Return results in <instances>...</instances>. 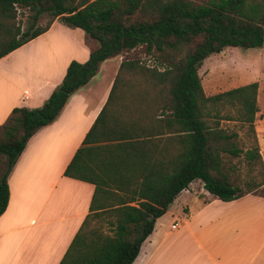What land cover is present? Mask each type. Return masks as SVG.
Listing matches in <instances>:
<instances>
[{"label":"trees","instance_id":"1","mask_svg":"<svg viewBox=\"0 0 264 264\" xmlns=\"http://www.w3.org/2000/svg\"><path fill=\"white\" fill-rule=\"evenodd\" d=\"M17 8L31 12L25 29L17 22ZM42 14L49 19L36 25ZM56 17L80 28L97 47L84 62L69 61L40 106L13 107L0 124V155L6 156L0 214L8 198L7 174L27 139L58 115L101 61L140 45L162 60L160 65L121 60L106 103L65 166L64 176L89 182L94 191L58 264H130L155 218L194 179L222 201L264 188L253 124L257 82L204 95L197 74L204 58L226 46L264 44V0H0V57L44 32ZM113 98L142 101L146 104L122 108L144 113L105 117ZM239 155L247 174L231 180L225 157ZM99 218L109 232L90 225Z\"/></svg>","mask_w":264,"mask_h":264},{"label":"crops","instance_id":"2","mask_svg":"<svg viewBox=\"0 0 264 264\" xmlns=\"http://www.w3.org/2000/svg\"><path fill=\"white\" fill-rule=\"evenodd\" d=\"M96 47L95 39L56 17L44 32L0 57V124L13 107L40 106L69 61L84 62ZM140 47L101 61L58 115L27 139L6 177L0 264H58L88 214L94 191L93 184L64 176L63 170L106 103L119 63ZM150 54L141 52L142 57ZM144 104L113 98L104 116H140L141 108L122 107ZM258 151L264 169V143ZM130 264H264V193L222 201L199 179L192 180L155 218Z\"/></svg>","mask_w":264,"mask_h":264},{"label":"rangeland","instance_id":"3","mask_svg":"<svg viewBox=\"0 0 264 264\" xmlns=\"http://www.w3.org/2000/svg\"><path fill=\"white\" fill-rule=\"evenodd\" d=\"M31 12L17 8L16 19L21 29H25L30 22ZM49 19L46 14H42L36 21V25L42 26ZM143 47L136 48L133 54L126 58H136L147 65H160L162 60L157 53L142 57ZM200 84L204 95H211L234 86H238L250 81L257 82L256 106L257 112L254 119V130L257 144L264 143V45L259 48H246L228 46L220 52L208 55L197 69ZM238 135L242 136L243 130H238ZM264 160V151L261 153ZM225 165H231L229 178L243 179L247 174V164L241 155L238 157H225ZM6 156L0 155V172L4 168ZM239 183V182H238ZM257 193H264V188L257 190ZM169 216H165L168 221ZM103 232H109V226L103 219H94L90 223Z\"/></svg>","mask_w":264,"mask_h":264},{"label":"built area","instance_id":"4","mask_svg":"<svg viewBox=\"0 0 264 264\" xmlns=\"http://www.w3.org/2000/svg\"><path fill=\"white\" fill-rule=\"evenodd\" d=\"M175 224H176V223H173V224L171 225V227L173 228V227L175 226Z\"/></svg>","mask_w":264,"mask_h":264},{"label":"water","instance_id":"5","mask_svg":"<svg viewBox=\"0 0 264 264\" xmlns=\"http://www.w3.org/2000/svg\"><path fill=\"white\" fill-rule=\"evenodd\" d=\"M148 220H151V217L150 216L148 217Z\"/></svg>","mask_w":264,"mask_h":264}]
</instances>
